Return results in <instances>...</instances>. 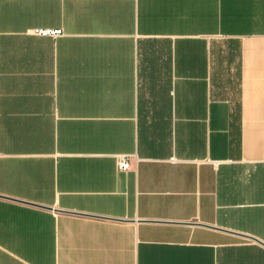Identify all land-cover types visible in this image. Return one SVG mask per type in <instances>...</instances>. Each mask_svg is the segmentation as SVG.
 <instances>
[{
    "label": "crops",
    "instance_id": "obj_1",
    "mask_svg": "<svg viewBox=\"0 0 264 264\" xmlns=\"http://www.w3.org/2000/svg\"><path fill=\"white\" fill-rule=\"evenodd\" d=\"M0 264H264V0H0Z\"/></svg>",
    "mask_w": 264,
    "mask_h": 264
},
{
    "label": "built area",
    "instance_id": "obj_2",
    "mask_svg": "<svg viewBox=\"0 0 264 264\" xmlns=\"http://www.w3.org/2000/svg\"><path fill=\"white\" fill-rule=\"evenodd\" d=\"M30 32L34 35L39 36H57L60 35L61 30H55L51 28H33ZM117 166L118 169L124 171L130 169V160L126 155H118L117 157Z\"/></svg>",
    "mask_w": 264,
    "mask_h": 264
}]
</instances>
